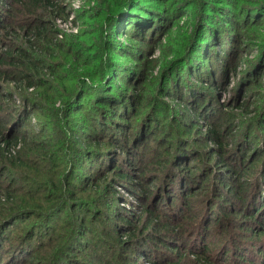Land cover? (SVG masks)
I'll return each instance as SVG.
<instances>
[{
    "label": "trees",
    "instance_id": "16d2710c",
    "mask_svg": "<svg viewBox=\"0 0 264 264\" xmlns=\"http://www.w3.org/2000/svg\"><path fill=\"white\" fill-rule=\"evenodd\" d=\"M26 1L27 7L34 11L38 9L47 11L53 6V0ZM154 1H159L156 6L161 10L155 9L150 3L146 5L145 0L113 1L117 6L114 7L113 17L117 20L113 27H120V34L137 40L141 49H147L154 37L160 41L161 37L169 32L170 25L175 24L173 20L183 14L181 7L194 10L195 25L192 35L178 48L175 68L170 67L173 69L167 68L162 71L163 79L156 86L161 92L159 100L157 90L156 96L152 98L156 100L152 102L148 101L144 89L141 90L139 97L134 96L140 89L138 84L143 76L142 83L146 85L153 79L151 77L153 69H146L144 65L149 60L144 54L142 58H147V61L141 60L140 67L127 68L123 71L124 75L119 74L129 89L128 93L121 92L120 89L115 92L116 95L109 93L108 90L105 92L102 78L100 84L96 86V90H100L97 92L99 94L89 103L91 108L86 105L82 107L80 103L76 107L74 99V108L71 110L67 107H56V103L65 100V94L70 95V98L77 97L80 93L79 88L82 91L83 84L71 81V87H65L66 79L56 76L55 53L59 52L63 58L70 61L71 55L64 45L52 42L53 31L35 24L23 31L26 48L17 45L5 53L0 52V79L24 84L28 89L37 90L40 95L37 108L41 109L38 112L43 114V108H46L48 103L50 116L59 118L58 122L54 123L56 133L61 136L59 141L61 142L63 137L64 140H69L66 134L79 141V148L83 149H80L81 158L78 161L86 171L77 176V181L87 186L85 192H89L86 197L79 196L77 192L84 193L79 191L81 183H77L73 188L70 187L69 180H66L68 186L63 190V186L49 180L50 171L46 166L51 163V168L53 167L52 162L57 153L62 152L64 157L69 158L73 151L68 152L62 148L56 153V148L52 150L51 141L46 140L47 132L42 133L40 140L25 129L29 116L22 118L21 115L24 116L22 111L28 107L23 105L18 119L11 122L10 117L6 120L0 118V162H9V167L15 170L12 173L7 168H0V171H3L0 173V264H139V259H142L143 264H218L216 263L218 261L214 260H217V255L228 256L223 259L224 264H239L237 256L242 258L245 254L248 256L257 253L264 257V118L261 120L264 105L262 104L255 122L251 124V130L249 129L244 138V143L239 144L235 141V136L225 138V133L229 135L233 133L234 121L229 118L222 120L220 111L227 106L248 113L247 102L236 105L240 99L237 96V100L220 106L216 98L209 93L210 90L219 93V87L207 83V80H210V84H213V81L218 82L214 75L221 76L222 79L229 73H236L241 61L237 63L231 61L237 54L238 45L249 41L247 39L252 38L249 33L255 31L260 26V20L264 19V3L244 4L242 3L244 0H178L174 13L173 7L169 12L163 8L171 6L170 0ZM0 19L2 22L3 19L1 17ZM3 28L6 31H1L2 37L7 38L11 29L6 25ZM183 38L181 37L180 41H183ZM214 47L217 48L215 59L219 63L215 66L216 73L208 70L204 77L196 75L199 63L190 64V61L194 59L196 62L201 61L205 64L206 61L210 64L211 59H214L210 51ZM27 49L35 53L38 51L42 55L50 54V60L54 63L45 65L43 61L35 59ZM261 51L263 55L259 56L258 59L261 61L259 60L255 70H259L261 68L259 66L263 65L264 45ZM150 53L152 56L154 51ZM60 62L63 63L61 59ZM153 62L148 61V64ZM45 67L51 69L50 80L44 79L40 74ZM191 70H195L191 77L193 81L187 80ZM258 74L261 77L264 75L260 70ZM253 77H256V74ZM198 82L210 87V90L204 93L195 86ZM147 91L155 95L152 91ZM10 97L0 95V109L5 100L10 101L7 100ZM247 97H251V91ZM165 98L174 99L187 108L185 119L191 122L189 126L192 129L185 131L195 130V120L206 122L207 133L204 143L212 144L214 147L207 150L210 151V157L206 163L203 162V167L197 169L198 171H192L193 166L190 167L187 163L202 161V156L197 154L188 140H185L184 131L181 135L182 130L176 117L178 114L172 113L165 106ZM261 99L256 98L255 103L261 104ZM241 100L243 101V97ZM142 107L144 111L141 110ZM31 113L25 110V115ZM79 114H85V118H80L81 121L72 119ZM131 114H134V118L143 117L136 123L132 132L133 141L129 140L130 121L126 122L127 125H124L125 121L121 124V120ZM165 119L172 120L170 125L174 129L170 131L167 128L169 126H166ZM258 122L260 125H257ZM111 124L116 127L108 133L107 127ZM51 130H54L53 124ZM105 134H110L111 137L107 138ZM260 134H263L261 139L258 136ZM159 135L160 137L165 135L172 141L166 150L167 155L171 148L173 151L172 156L169 152L171 156L169 164L174 158L178 160L175 167H166L165 171L162 170L154 179L156 182L152 184L156 183V187L162 186V191L158 198L157 191L154 190L155 195L148 202L151 190L148 192L147 189L141 188L142 193L136 194L137 190L131 189L132 184H135L131 173L139 168H145L142 159L148 146L151 145L149 148L152 152H156L154 147L157 145L164 147L163 138L156 142V136ZM85 136L87 138L83 139ZM64 142L66 141L62 142L63 145ZM105 145L108 148L119 147L123 155L102 151L101 148ZM259 146L261 148H258ZM93 147L96 150L89 151ZM161 155L155 157L157 162L162 160L159 159ZM128 157H131V161L127 160ZM214 157L217 160L212 163ZM5 173L7 174L4 175ZM53 173L55 177H60L57 176L56 165ZM108 179L109 185L106 184ZM101 181H105L103 187ZM110 183L123 186L135 196L138 213H130V210L122 209L118 205L112 209L110 203H115L116 192ZM168 184L174 187V192L169 191L161 196L163 192L166 193ZM202 186L207 190L206 199H210L209 204L204 207L203 215L200 211L196 213L191 204L193 195L198 188L201 190ZM103 192L108 194L105 201L110 208H105L92 197L98 193L102 197ZM170 193L172 195L168 197ZM247 194L251 197L249 205L252 210H248L247 214L243 212L239 214L242 205L248 202ZM252 194L255 196L253 199ZM222 200L225 202L231 200L234 209H226L227 211L220 216L217 203ZM81 205L85 210L80 209ZM168 207L172 211L167 210ZM111 211L113 213H109ZM65 217L68 223L64 222ZM242 217L246 220L244 224L237 221ZM104 218L110 219L105 221ZM230 219L233 221L230 222ZM255 222H258V228H254ZM215 226L213 230L212 227ZM4 244H7V247L1 249ZM242 244L249 247V250ZM3 257L7 258L6 263L2 262ZM249 259L246 260L250 261Z\"/></svg>",
    "mask_w": 264,
    "mask_h": 264
},
{
    "label": "rangeland",
    "instance_id": "374dc122",
    "mask_svg": "<svg viewBox=\"0 0 264 264\" xmlns=\"http://www.w3.org/2000/svg\"><path fill=\"white\" fill-rule=\"evenodd\" d=\"M116 0H111L110 4L108 0H53V6L49 7L47 11H44L43 9H38L34 11L32 8L27 7V1L26 0H0V17L3 19L1 22L0 19V42L2 43L0 45V52L5 53L8 51L11 47H16L17 45L22 46L23 48H26V38L24 36L23 31H26L27 29H30L35 24H39L42 27H45L48 31H53V43L64 45V47L69 50V53L71 55V61L69 59L63 58L61 54L55 53V61H56V69L54 72L56 73V76L64 77L63 79H66L65 87H71L70 82L73 81L74 83H80L82 82L83 87L82 91L79 88V95L74 98H70V95L65 94V100L62 102L58 101L56 103V107L62 108L67 107L71 110H73L74 106V99L76 101V107L79 106V103L81 106H88V108H91V103L93 100H95V96L98 95L99 89L96 90V86H98L103 78V90L109 93L116 95L115 92L118 91V89L121 90V92H127L129 89L126 88L125 84L122 82V80L119 77L120 75H124L123 71L127 68H138L140 67L141 60L147 61V58L149 57L148 61H154L152 64H148V61L145 65L146 69L152 68V76L153 79L150 80V83L146 85L145 83H142V80L139 82V90L135 92L134 96L139 97L141 90H146V95L148 98V101H155L152 99L156 96V86L159 85V81L163 79L162 71L165 69L172 70L175 68L177 61V51L178 48L181 46V44L192 35V31L195 25V15L194 10L191 8H184L181 7V13H185L184 15L180 14L175 20H173V23L170 25L169 32L165 34V36L161 37L160 41H158L157 37H154L152 40V43L149 44V46L146 48L141 49L140 43L137 40H133L123 34H120L119 31H121L120 27H113L114 23L116 22V18H114V7H117L115 5ZM238 1V0H235ZM264 3V0H244L242 3L249 4V3ZM146 5L147 3L151 4L155 9H160L156 5L159 4V1L153 0H145L144 2ZM171 6H163L164 10L169 12L170 9H174V13L176 6H178V0H170L169 1ZM54 8V10H53ZM116 9V8H115ZM161 10V9H160ZM173 13V12H171ZM264 17V16H263ZM177 20V21H176ZM176 21V22H175ZM6 25V27H10L11 32L7 34L6 37H2L1 31H6L3 26ZM252 35L251 39H247L249 41H245L242 45H238L237 47V54L233 58L231 62L237 63L239 62V67L236 70L235 74H227L225 76L226 78H222L221 76L214 75L216 80L218 82L213 81V84H210L207 80V83L212 86H218L219 87V93L218 92H211L210 87L205 86L202 83H196L195 86H198L204 93L205 91L210 90V95L213 96V98H216L217 104L220 106L223 104L226 105V103L230 101L237 100V96H239V102L236 105H242L243 102H247V106L249 109V112L246 113L245 111L230 109L229 107L225 106V108H221L220 111V118L227 119L229 118L231 121L234 122V127L232 128L231 135L228 133H225V138H229L230 136H235V141L239 144L244 143V138H246L247 133L250 129V126L253 122H255V118L257 114L259 113V109L262 107V104L264 105V75L261 77V75L258 74V71H263L264 73V62L263 65L261 64L259 66V70L257 69L256 65L259 62L260 59L259 56L263 55L261 54V47L264 45V19L260 20V26L256 28L255 31H251L249 33ZM181 37L183 38V41H180ZM173 44V45H172ZM217 48L214 47L210 51L211 57L214 59H211V62L215 61L213 64H209V62H206L205 64L201 63V61H195L192 59L190 61L191 63L198 64L200 67H198V70L196 71V75L200 74L202 77H204L205 72L208 70H211V72H215V66L218 65L217 59H215V53ZM240 49V50H239ZM238 50L239 54L238 55ZM29 53L35 57V59H38L39 61H43L45 65L54 63L51 61V55H42L38 51L32 52L27 49ZM150 51H154L152 56H150ZM261 51V52H260ZM123 54H127L128 56H124ZM142 54H144L147 58L143 59ZM240 58V59H239ZM60 59L63 61L61 64ZM258 59V60H257ZM262 59V58H261ZM191 60V58H189ZM261 61V60H260ZM204 65V66H203ZM173 67V68H170ZM207 67V68H206ZM218 68V67H217ZM233 68V66H232ZM50 68H43L42 72L40 73L41 76L44 79H52V77L49 75ZM120 71V72H119ZM249 71V73H248ZM119 72V73H118ZM103 73V75H102ZM195 73V70H191L188 74L189 81H193L191 77ZM254 74H256V77H253ZM108 77H107V76ZM136 78V77H135ZM99 80V82H97ZM191 79V80H190ZM81 80V81H78ZM97 80V81H96ZM253 84V85H251ZM205 87H204V86ZM250 85V86H249ZM76 86V85H75ZM250 87L249 90H247V87ZM194 87V86H193ZM98 88V87H97ZM84 89V90H83ZM205 89V90H204ZM147 90L152 91L154 94L149 93ZM245 90H247L245 92ZM158 91V90H157ZM251 91V97L248 98L249 92ZM128 93V92H127ZM246 95L245 97L243 95ZM254 94V97L252 95ZM258 96H256V95ZM0 95H8L11 96L10 98H7V100H10L7 102L5 100L4 104H2V110L0 109V118L6 120L9 117L11 118L10 122L14 119H18L19 114L22 112L24 113V116L21 115L22 118L28 117V122L25 125V129L31 131L34 136L37 137V139H42V133L45 131L48 134V137H46V140L51 141L52 144V150L56 148V153L58 151H61L63 148L64 150H67L68 152H72L69 154V158L64 157L63 153L59 152L56 154V158H54L53 167L51 168V163L48 164V170L50 171V178L49 180L53 181L57 185L63 186L62 189H67L68 184L65 183L66 180H69L70 187H76L77 183H81L77 181V176L81 173L86 171L84 167L80 166V161L78 159L81 158V151L80 149H83L82 147L79 148V141L75 137H70L69 134H66L69 140H63L60 142L61 136L56 133L57 129L55 128L54 123L58 122L59 118H52L50 116V104H46V108H43V114L41 109L37 108L38 99L40 95L38 94L37 90L28 89L27 87H24V84H19L12 81L7 80H1L0 79ZM94 95V97H93ZM143 96V97H145ZM159 97H161V92L158 91L157 94V100H159ZM241 97H243V101L241 100ZM261 99L260 102L257 104L255 103L256 98ZM88 101V102H87ZM147 101V102H148ZM28 102V104H27ZM41 102V101H39ZM87 102V104H86ZM146 102V103H147ZM150 103V102H148ZM147 103V104H148ZM165 106L169 108V110L172 113L177 112V119L179 121L178 125L180 126V129L182 131L181 135L184 131L185 140H188V143L195 149L197 154H200L202 156V161H190L187 163L190 167H192V171H198L200 167H203V162H207L208 158L210 157L209 152L207 150H211L214 146L212 144L205 145V136L207 133V125L206 122L202 120H195L194 126L196 127L195 130L192 132H187L185 130H191L192 127L189 126L190 121L185 119L188 110L186 107H183L184 105L179 104L176 100H172L170 98H165ZM68 104V105H67ZM235 104V103H234ZM24 105V106H23ZM139 106V104H137ZM190 105V104H189ZM229 105V104H228ZM23 107H28L25 109L27 112H36L31 113V115L27 114L25 115V110H22ZM82 106V107H83ZM148 106V105H146ZM186 106V105H185ZM97 106H95L96 108ZM259 107V108H258ZM38 109V110H37ZM142 111L143 107L141 108ZM187 110V111H186ZM112 111V110H111ZM170 113V112H169ZM80 118H85V114H79L73 117V120L81 121ZM104 118V117H103ZM192 120L194 119L191 116ZM264 118V115L261 117V120ZM99 119V118H98ZM114 119V116H113ZM132 119V120H131ZM143 117H137L134 118V114H131L130 116L126 117L125 119L121 120L123 122L125 121L124 125H127L130 121V141H133L134 136L132 135V132L134 131V128L136 127V123L141 121ZM167 119V118H166ZM167 123L166 126L170 131L172 130V126L170 125V119L166 120ZM260 120V121H261ZM65 121V119H64ZM97 121V119H96ZM99 123V122H98ZM226 125V121L224 122ZM52 124L54 130L52 131ZM65 124L67 125V121H65ZM64 124V125H65ZM169 124V125H168ZM117 125V124H116ZM257 125H260V122H258ZM112 126V127H111ZM165 126V127H166ZM113 124L109 125L108 133L111 132V130L114 129ZM164 127V126H160ZM261 127V126H259ZM59 128V126H58ZM174 129V128H173ZM177 130V129H176ZM251 130V129H250ZM81 132V129H80ZM106 132V133H107ZM112 134V133H111ZM234 134V135H232ZM229 135V136H228ZM107 138H110V134H105ZM119 136V135H118ZM259 139L262 138L263 134L258 135ZM121 137V136H120ZM168 137V136H167ZM87 138L86 136L83 138ZM89 139H93L91 137H88ZM105 137V142L107 139ZM158 142L161 138H163L164 147L156 146L154 147L156 152H152L150 146L146 149L145 155L143 156V163L145 168H139V170H135L131 173L134 183L132 184L133 187L131 189L133 191H136V194H141L142 189H147L149 192L151 190L152 194L150 198L147 199L149 202L154 197V190L157 191V197L159 198V193L162 191V186L156 187V183L152 184L153 182H156L154 179L161 174L162 170L165 171L166 167H175V163L178 160H175V158L171 161V164H169V159L172 156V148L170 149V154L166 150L169 148V144L172 143L169 138H166L165 135H162L160 137L156 136ZM120 139V138H119ZM44 140V141H46ZM94 140H98L97 138H94ZM264 140V139H263ZM63 141L64 145L62 144ZM174 147V146H173ZM233 147V145H232ZM231 147V148H232ZM258 148H261L259 146ZM96 150L95 147L89 149V151ZM99 150V149H97ZM102 151L107 152H114L115 154L123 155L121 154V151L116 147H110L108 148L107 145L102 146ZM139 150L138 152H140ZM77 153V155H75ZM160 156L159 159H162L160 161H156L155 157ZM261 154V153H260ZM92 155V153L90 154ZM125 158V156H123ZM157 158V157H156ZM191 159V158H190ZM129 161H131V157H128ZM214 160H217L216 157L212 159V163L216 162ZM175 161V162H174ZM202 162L200 165L199 163ZM56 165V173L57 176L55 177L53 173V168ZM44 166V165H43ZM195 166V167H194ZM179 167V166H178ZM0 168L6 169L10 172H15L14 169H11L9 167V162H0ZM195 168V170H194ZM170 169V168H169ZM143 170L145 172H143ZM172 170V168H171ZM55 171V170H54ZM3 171H0L2 173ZM5 173L4 175H6ZM53 174V175H52ZM103 176H101L102 178ZM105 181H101L102 187L105 185ZM150 184V188H148V185ZM109 185V179L106 183ZM112 185V188L115 190V196H114V202L110 203L112 209L115 208V205H118L120 208L125 210H130V213H138L139 208L137 207V199L134 195H131L126 188H124L121 185ZM87 186L83 185L81 183V188L79 191H82L84 193L80 194L77 192L79 196L86 197L87 194H89L88 191L85 192V189ZM206 187L202 186V189L195 192L193 195V198L191 199L192 209L194 211L201 213L203 215L204 207L205 205L209 204L210 199H206L205 193L207 190H205ZM77 190V189H76ZM174 192V187H172L171 184H168V188L166 193L161 194V196H164L167 194V192ZM172 194L170 193L168 197H170ZM246 195V194H245ZM247 194V205H242V211L238 212L239 214H247L248 210L251 211V205L250 199L251 197H248ZM105 196H108L107 192H103V196H99V193L97 195H92L93 198H96L100 203L104 205L105 208H110L109 204L105 201ZM253 196V194H252ZM255 198V196L252 197V199ZM228 200V199H227ZM69 201V200H67ZM246 201V199H245ZM244 201V202H245ZM226 203L227 205L224 206L222 204ZM175 204V202H174ZM177 205V204H176ZM215 205V204H214ZM217 206H219L220 210L218 213H220V216L222 213H225L229 209H234L233 202L229 200V202H225V200H222L221 202L217 203ZM137 207V208H136ZM166 207V206H165ZM250 207V208H249ZM170 207L167 208V210ZM174 208V207H171ZM81 210L83 209V206H80ZM216 209V208H215ZM227 209V210H226ZM111 210V209H110ZM114 211V210H113ZM113 211L109 213H113ZM172 211V210H171ZM243 212V213H242ZM67 217L63 218L64 222L68 221L66 220ZM110 218H104L105 221H108ZM112 219V217H111ZM233 219H230V222H232ZM239 223L246 222L245 217L239 218L237 220ZM68 223V222H67ZM259 224L258 222H255L254 228H258ZM215 227H212L213 230H215ZM232 231V229L230 230ZM234 232H231L233 234ZM218 238V236H217ZM218 241V240H217ZM243 247L246 250H249V247L245 244H242ZM7 247V244L2 245L1 249H5ZM229 248V245H228ZM213 249V248H212ZM243 249V248H242ZM228 256L224 255H217L215 261H218L216 263L218 264H224L223 259ZM214 258V256L212 257ZM238 258L239 264H264V257L260 254H253L248 255L242 258ZM250 258V261H247L246 259ZM2 262L6 263L7 258L3 257ZM139 264H143L142 259H139ZM148 264V263H144Z\"/></svg>",
    "mask_w": 264,
    "mask_h": 264
}]
</instances>
